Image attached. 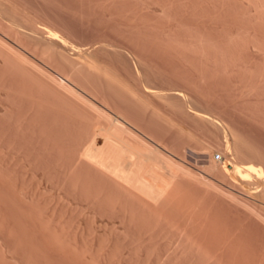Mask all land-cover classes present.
Returning <instances> with one entry per match:
<instances>
[{"label": "rangeland", "instance_id": "374dc122", "mask_svg": "<svg viewBox=\"0 0 264 264\" xmlns=\"http://www.w3.org/2000/svg\"><path fill=\"white\" fill-rule=\"evenodd\" d=\"M84 99L191 169L212 158L226 172L233 157L257 171L212 173V188L185 179L176 209L144 224L133 207L130 221L72 184L99 186L89 169L58 161V148L92 130L103 144L112 131ZM0 161V264H45L39 249L52 264H84L43 248L31 221L19 223L24 203L29 219L55 215L92 264H264V0H0Z\"/></svg>", "mask_w": 264, "mask_h": 264}, {"label": "bare ground", "instance_id": "6f19581e", "mask_svg": "<svg viewBox=\"0 0 264 264\" xmlns=\"http://www.w3.org/2000/svg\"><path fill=\"white\" fill-rule=\"evenodd\" d=\"M86 56H79L78 59L79 60L81 59L82 62H84V63H88L87 60L89 58L87 59ZM3 59H4L3 62L5 65L10 60V59L8 60V58H3ZM79 60H77L78 63L81 62V61L79 62ZM74 63H76V62H74ZM81 63H80V65H81ZM89 64H90V62H89ZM85 65H87V64H85ZM72 66H73V64H72ZM80 67H82V66H80ZM22 70L23 69H21V72H22ZM23 73H24V70H23ZM63 83H61V84L64 86ZM68 85H67V87H68ZM32 87L33 86H31L30 89H32ZM20 89H22V88H20ZM28 89L29 88L24 89L23 94L30 96V97H34L35 96L34 92H32L31 90L28 92ZM25 90L27 92H25ZM150 91L155 92L154 89L153 90L151 89ZM159 93H162V92H159ZM179 93H180V91H179ZM53 95H54V93H53ZM76 95L77 94H75V96ZM160 95H162V94H160ZM54 96H53V98H54ZM58 96H59V94H58ZM163 96H165V95H163ZM85 99H84V103H86V104L90 103L88 100L86 101ZM78 100H80V102H82V98L81 99L78 98ZM91 104L92 103H90V105ZM91 108H92V110L94 109L95 111L98 109L97 106L94 107V104L91 105ZM100 111H98V112H100L101 115H104L106 117L105 119H107L109 123H112V131L110 133L108 132L107 135L105 134L106 136H105V141L103 142V144H101L99 141V136L102 134L101 132H97L95 130H92L90 132L88 131L89 133L86 132L87 134L85 133L86 135H84V138L82 140H80L81 136L79 137L80 141L75 145V147L73 146L70 150L64 151L62 148H58V152H59V155L57 156L58 161L64 163V165H65V163H67V164L72 165V166L79 163L82 167L89 169L86 171L87 175H89L91 173L92 176L94 177L93 181H96V183L98 182L99 186H97L96 184H95L96 186H92V184L88 185L86 183L87 181H85V179L83 180L80 177H76L77 175L75 176L76 178L73 177L74 179L71 180L72 184L76 188L85 189L87 192L89 191L90 193L94 194L95 199L98 200L97 203L99 202L100 204L107 206L110 210L116 209L117 208L116 206L118 205L119 210L121 212L123 211L122 213L123 214L125 213L127 215L126 219H129L130 221L132 220V217L131 218H129V217L133 216V213H134V211H132L134 209L133 207H137L141 210L140 215L141 214L147 215V217H148V215H151L148 219H147V217L142 216L143 220H144V217L146 219V220H144V224H145V221H146V223L150 222L149 220L152 219L151 218L152 215L153 216L159 215V213L162 212V211L160 212V210H162V209H163V212H164V209H166V208L170 209V208L175 207L174 209H176L177 208L176 205H177L178 201L180 200L179 198L181 197L180 195H182L186 189L184 187V191L182 193L183 180L186 179V180H189L190 182L192 181L194 183L200 184L201 188L203 187L202 185H204V186L206 185L205 187L209 186V188L211 185V188H212L214 186H212L213 182L211 183L212 179L210 178V175H212V173L217 175V173L219 174V172L222 171V173H223L225 171L224 169H222L223 166L222 167H221V165L219 166L220 163L218 162L219 163L218 164L217 162H215L216 160L214 161L212 158H211V161H210L211 163H210L209 167H206L203 170L191 169L190 166H187L186 164H184V162L181 159H179L173 152L167 151L162 146L163 144L161 145V143L159 141L152 140L151 138H148L145 135L133 130L130 126H128L124 121H122L120 119H117V120L113 119V116L107 110L102 109ZM207 118H209V117H207ZM94 126H93V128H94ZM96 128H97V125H96ZM99 129H100V131H102L101 128H99ZM58 137H60V136H58ZM66 137H68V136L66 135ZM82 137H83V135H82ZM62 139L66 140L64 138H62ZM62 139H61V141H62ZM148 139L151 140L153 143L152 142L150 143L148 141ZM234 140L237 141V139H234ZM73 141H75V140L73 139ZM227 141H228V139H227ZM54 142L56 143L57 141L54 140ZM237 143H238V141H237ZM58 144H59V142L57 143V145ZM54 146H56V145H54ZM54 146H53V149H54ZM64 147H66V146L63 145V148ZM68 147H71V146H68ZM238 147H239V143H238L237 148H236L237 151H239ZM66 148H64V149H66ZM229 152L231 153V150ZM240 152H241V150H240ZM234 155H236V154L234 153ZM237 155H239V153H237ZM225 158L227 159V155ZM225 158H224V161H225ZM231 158L233 159V157H231ZM231 160H228L229 161L228 165L232 166V169H231V167H227V165H226V172H224V173H228V171H231V170L232 171H234V170L238 171L241 174H249V171H252V170L257 171L255 169V166L252 164H243L242 162L240 164L238 162H235L234 159H233V161H231ZM235 160L237 161V159H235ZM222 161H221V164H222ZM225 163H227V162H224L223 164H225ZM2 166H3V164H2ZM5 168H7V167L5 166ZM224 168H225V165H224ZM5 178H6V175H5ZM86 179L88 180V178H86ZM90 181H92V180H90ZM188 185L190 186V184H188ZM197 186L200 187L199 185H197ZM78 190H80V189H78ZM215 190H217V189H215ZM81 192H82V190H81ZM218 192H220V191H218ZM19 193H20V191H19ZM86 193H84V194L86 195ZM87 196H88V194H87ZM117 196H119V197H117ZM225 196H226V194H225ZM34 198H35V195H34ZM24 199H26V198L21 197V193H20L19 202L21 204L24 202ZM30 200L28 199V201H30ZM12 204H14V203H12ZM23 205H22V208L19 206V212H20L19 214L21 216H23L25 219L27 218V220H25L24 218H23L24 220L19 219V223L21 222L23 224L24 221H25V223L27 221H29V222L31 221L32 225H34V227H36V229H37L36 231H38L40 233L39 235H40L41 243L44 244L43 248L46 247L47 250H50V248H54L55 246L62 248V249L64 248V249H67L68 252L72 256L73 255L78 256L77 258H80V260H82V262L84 264L98 263L97 259H95V257H92V255H88L86 252H85V254H81V256H80V253L78 252L79 248L74 249L73 248L74 244L70 246V243H68L61 236L60 228H57L58 225L55 226V224H54L55 223L54 222V216L55 215L53 216V214L51 212H50L51 214L46 213V215L45 214L44 215H40V214L38 215L39 212H37L38 216H35V217L29 219L28 217H31L32 216L31 213H33V212L32 211H29V212L24 211ZM26 205H27V203H26ZM28 207H31V206H28ZM185 211H187V210H185ZM131 212H133V213H131ZM43 213H44V211H43ZM54 213L56 214V211ZM34 215H35V213H34ZM153 218H155V217H153ZM3 219H4V217H3ZM9 221H12V220H9ZM157 221H158V223H160L159 222L160 220H157ZM3 222H4V220H3ZM1 223H2V221H1ZM60 224H62V222ZM63 226H64V224H63ZM20 227H21V225L19 224V235H18L19 240H21V238H25V237H26L25 239H28L27 237H28L29 233L24 230L21 234L20 233V229H21ZM9 234L10 233H6V235H9ZM12 234H14V232ZM63 234H65V233H63ZM15 236L17 237V235H15ZM17 242H19V241H17ZM25 243H26V241H25ZM32 243L33 242H31L29 246H30V248L33 249V247L35 248V244L34 243L32 244ZM78 243H76V244H78ZM14 244L16 245V242ZM196 246L191 245V247L194 248L193 250L195 252H197L200 256L203 257V259H202L203 261L202 260L201 261L202 262H208L209 261V257H208L209 255L207 254V252H205V251L203 252L202 248H199V246H197V247ZM1 248L3 249V247H1ZM195 248H197V249H195ZM189 250H191L193 252L192 249H189ZM3 251H4V253L1 252L2 255L0 254V256H1L0 259L7 260L5 250L3 249ZM38 251H39V253L42 254L43 261H45L44 262L45 264H52V254L50 255V253H48V252L46 253L42 249H39ZM26 252L28 253V251H26ZM36 258L39 259L40 256L36 254ZM0 261H2V260H0ZM2 264H3V262H2Z\"/></svg>", "mask_w": 264, "mask_h": 264}, {"label": "built area", "instance_id": "2783aa9c", "mask_svg": "<svg viewBox=\"0 0 264 264\" xmlns=\"http://www.w3.org/2000/svg\"><path fill=\"white\" fill-rule=\"evenodd\" d=\"M217 158H221V155H220V154H218V155H217Z\"/></svg>", "mask_w": 264, "mask_h": 264}]
</instances>
